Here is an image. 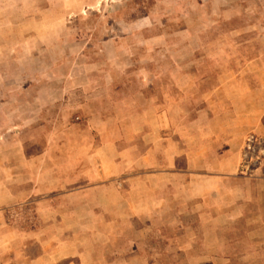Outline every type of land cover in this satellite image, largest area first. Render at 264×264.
<instances>
[{
    "label": "rangeland",
    "instance_id": "374dc122",
    "mask_svg": "<svg viewBox=\"0 0 264 264\" xmlns=\"http://www.w3.org/2000/svg\"><path fill=\"white\" fill-rule=\"evenodd\" d=\"M237 77L264 82V0H0V234L14 233L21 247L26 238L56 235L58 223L88 225L85 208L107 204H233L218 191L194 201L188 195L182 131L191 115L200 122L203 107L211 110L205 118H219L220 130L236 120L226 114L234 112ZM117 124L135 130L119 142L127 154L115 166L125 173L101 186L79 183L73 162L91 157L105 132L113 140L115 131L102 130ZM152 135L157 149L145 157L149 145L139 137ZM246 143L244 172L251 174L264 156V139L253 134ZM135 157L155 165L135 166ZM173 157L176 165L169 164ZM59 160L67 162L64 175ZM201 189L199 181L195 194ZM130 219L137 228L132 211ZM146 231L145 245L115 244L114 253L142 252L143 264H201L179 247L170 253L169 245L154 244V230Z\"/></svg>",
    "mask_w": 264,
    "mask_h": 264
},
{
    "label": "crops",
    "instance_id": "0c3cea01",
    "mask_svg": "<svg viewBox=\"0 0 264 264\" xmlns=\"http://www.w3.org/2000/svg\"><path fill=\"white\" fill-rule=\"evenodd\" d=\"M233 81L237 86L232 103L234 112H227L226 115L230 118L235 115L236 120L229 119L225 128L220 130L215 127L219 118H205L204 113L211 110L203 107L199 114L200 122L192 119L191 115L182 131L185 148V171L182 174L190 189L188 195L194 201L196 197L214 196L218 191L220 197L233 198V204L219 201L218 208H129V205L127 208H112L109 204L106 207L85 208L91 214L88 225H85L87 221H78L77 226L68 229L65 222L58 223L56 235L43 236L36 242H28L26 238L25 242L22 240L21 247L14 233L2 232L0 264H103L108 256L106 264H143L145 254L142 252L131 255L129 248H122L115 254L114 246L145 245L151 237L146 230L151 229L155 233L154 244L169 245L170 253L179 247L189 261L201 264H264V156L251 174L244 172L247 139L253 134L264 139V82L258 84L256 78H249L246 80L249 83L244 84L245 78L239 77ZM132 128L124 130L119 124L103 128L102 132L115 131L116 136L108 140L109 134L105 132L91 157L73 162L79 183L87 181L95 183V187L101 186L110 177L125 173V167H116L115 164L116 159L127 154L121 153L118 147L119 142L129 139L130 134L135 132ZM171 129L178 134L177 126L171 125ZM139 138L149 145L145 157L155 155L153 150L157 149V145H152L149 139L157 138L158 141V137ZM145 157H135L134 165L138 161L140 165L145 164V169L153 168L155 163ZM64 161L57 163L58 173L64 172L63 175L68 170ZM178 161L173 157L169 164L176 165ZM199 181L202 189L200 194H195L194 188ZM42 182L48 185L49 179L43 177ZM215 183L218 184L217 190H204ZM98 193L94 192L92 198ZM131 211L137 219V228L130 223ZM79 223L85 227L78 226ZM1 225L5 226L2 219ZM99 229L103 230L100 234ZM133 229L140 230L136 240H131ZM115 235H120L121 240H117ZM105 245L107 248L112 246L110 254L103 247ZM157 254L160 256L161 252Z\"/></svg>",
    "mask_w": 264,
    "mask_h": 264
}]
</instances>
